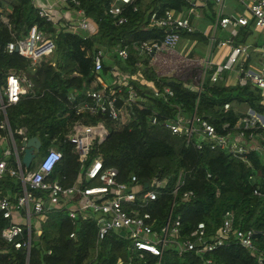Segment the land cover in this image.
<instances>
[{
  "label": "trees",
  "instance_id": "16d2710c",
  "mask_svg": "<svg viewBox=\"0 0 264 264\" xmlns=\"http://www.w3.org/2000/svg\"><path fill=\"white\" fill-rule=\"evenodd\" d=\"M78 1V7L97 26L94 34L73 32L64 20L47 21L39 16L33 0H0V15L8 19V23H4L0 18V88L8 74H24L33 84L15 104L7 106L5 112L0 109V135H7L8 123L18 146L21 144L19 129L25 130L28 136H37L43 145L39 156L55 145L62 158L49 178L70 186L80 171V162L65 134L76 121L95 123L103 120L109 135L92 151L87 163L99 156L105 168L117 170L121 181L131 175H135L141 184L155 176L166 178L167 183L159 190L157 198L148 202L145 208L155 218V228L165 222L173 201L172 190L181 173L182 182L172 208V215L180 217L181 236L198 222H203L207 233L213 234L225 210L233 212L236 226L253 228L259 233L264 231V161L260 156L248 152L244 161L226 150H212L206 142L202 149H197L194 137L187 142L183 134L172 133L164 125L165 120L175 118L178 112L185 118L195 113L212 123L218 132H224V123L234 126L245 115L235 110L236 105L245 104L264 115L260 92L249 83L225 85L224 79L211 82L212 70L207 72L200 91L189 89L187 85L194 84L195 80L188 72L179 76L159 75L150 64L151 55L132 48L133 44L162 37L164 29L150 23L152 13L155 12L157 17L167 9L186 13L191 0H133L122 5L117 17L122 16L125 21L119 24L117 17L108 13L112 0ZM64 5L68 9L77 8L71 0ZM213 8V2L202 7L204 17L210 22L214 20ZM32 25L53 44L50 55L40 56L35 61L6 50L7 42L23 38ZM252 32L251 24L241 26L234 37V45L245 42V37ZM180 36L207 42L197 30H182ZM118 47H126L125 59L117 55L115 49ZM98 49L107 53L98 75L109 83L112 65L115 66L128 75V82L142 99V107H134L129 120L123 124L105 114L76 113L75 106L80 102L92 103L86 91L101 88L100 84L93 83L96 76L94 54ZM150 85L160 92L169 87L173 94L165 95L166 98L155 96ZM126 96V88H122L121 98ZM225 104L229 105L227 109ZM152 116L156 118L154 123ZM251 131L264 135V128ZM20 190L21 184L16 177L0 178V197L9 194L11 202L15 203ZM254 190L260 195L254 194ZM186 191H191L192 195L183 199ZM8 224L9 220L0 212V264H116L118 259L127 264L157 262V257L150 253H144L139 259L136 252L128 249L129 242L114 232L96 242L95 219L71 221L65 210L48 211L40 223L38 237L31 227L28 250L15 248L2 237V230ZM71 232L74 238L69 237ZM255 246L264 255L263 235L258 234ZM204 257L211 259L210 264H257L254 255L234 239ZM159 264L206 263L193 253L177 255L166 251Z\"/></svg>",
  "mask_w": 264,
  "mask_h": 264
},
{
  "label": "built area",
  "instance_id": "2783aa9c",
  "mask_svg": "<svg viewBox=\"0 0 264 264\" xmlns=\"http://www.w3.org/2000/svg\"><path fill=\"white\" fill-rule=\"evenodd\" d=\"M33 1L40 17L51 22L61 20L51 4L41 3V0ZM61 1L67 2V0ZM132 1L112 0L108 13L117 17L122 10V5ZM209 1L215 4L218 11L224 7L225 0H191V7L186 13L173 9L165 10L160 17H157L155 12L152 13L150 23L164 29L162 37L142 42L139 45L133 44L132 48L150 54L151 58L164 51H173L180 41V31H193L189 14L194 12L197 4ZM236 1L242 5L241 12L218 18V24L223 28L251 24L254 31H262L264 29V0ZM71 2L77 7L75 12L79 18L75 23L68 22L67 28L84 35L94 34L97 31L96 24L85 15L83 9L78 7V0H71ZM0 18L4 23H8L5 15H0ZM124 21L125 18L120 16L117 17L116 23ZM210 46H212V51L216 49L214 54L204 60L201 73L194 75L196 83L189 84L187 87L200 91L207 72L211 68H213L210 75L211 82L224 79L222 77L224 72L234 73L238 84L249 83L260 92V102L264 106V44L260 49L263 55L261 64L256 71L248 70L246 67L250 56L249 45H234L230 40L225 39L218 41L215 45L214 40H211ZM52 49V42L45 39L35 25L29 28L23 38L9 41L6 44L8 52L16 51L31 61L43 55H50ZM115 51L120 58L127 57L126 47H118ZM106 57L107 53L103 49L95 52L94 72L96 76L93 83L100 84L101 88L88 89L86 95L91 98L92 103L80 102L75 106L76 113L105 114L118 121L119 124H123L129 120L134 107H142V99L128 82V75L115 66L112 65L109 83L98 75ZM32 85V81L24 74H8L4 85L0 88V109L5 112L6 107L15 104ZM150 86L155 96L166 98L165 95L173 94L169 87H164L160 92L157 88ZM122 88H126L127 93V96L123 98H121ZM228 107V104L224 105L225 109ZM262 118L256 112H249L240 117L234 126L224 123L222 125L224 132H218L212 123L196 116L195 113L190 118H185L178 112L175 118L165 120L164 125L172 133L183 134L187 142H191L194 137V145L197 149H202L203 143L206 142L210 149L226 150L232 156L244 161L247 159L248 152L257 153L264 161V135L261 132L251 131L264 128ZM151 121L154 123L156 118L152 116ZM17 133L21 135L20 146L16 145L9 129L7 135H0V178L9 175L19 179L21 184L20 194L16 196L15 203L11 202L9 194L0 197V212L4 218L9 220V224L2 230V237L7 242L13 243L15 248L28 250L30 247L31 215L38 218L45 216L50 210H65L71 221L95 219L96 242L114 232L129 242L128 249L132 253L136 252L139 259L143 258L144 253L156 256V264L160 263L166 251H173L177 255L193 253L206 264H210L211 259L205 258L204 255L226 245L231 239H234L241 247L248 249L254 255L257 264H264V255L255 246L258 234L264 236V231L259 233L253 228L243 229L236 226L234 214L230 210L223 212L221 223L213 234H208L205 224L198 222L186 235H180V217L172 215V208L178 187L182 182L181 173L172 190L173 201L165 222L160 228H155V218L145 208L148 202L157 198L159 190L167 183L166 178L155 176L149 182H145L147 183L145 187V183L137 182L135 175H131L126 180H119L117 170L105 168L99 156H95L87 163L92 151L109 135L103 120L95 123L76 121L65 134L66 140L73 144L80 162V171L70 186H64L57 180L49 178L50 173L62 158V153L53 145L48 147L39 158L36 157L29 167H24L21 164V156L24 144L31 136H28L22 129H19ZM10 157H12L11 161ZM253 192L260 195L257 190ZM190 195L192 192L186 191L182 198L186 199ZM17 214L24 218V223L15 220ZM69 237L74 238V233L71 232ZM116 264L127 263L118 259Z\"/></svg>",
  "mask_w": 264,
  "mask_h": 264
},
{
  "label": "crops",
  "instance_id": "0c3cea01",
  "mask_svg": "<svg viewBox=\"0 0 264 264\" xmlns=\"http://www.w3.org/2000/svg\"><path fill=\"white\" fill-rule=\"evenodd\" d=\"M41 3L51 4L53 9L57 13V15L59 17H61L60 19L66 21V22L75 23L79 18L78 15L76 14L75 10L73 8L68 9L67 7H65L64 2H62L61 0H41ZM207 3L208 2L197 4V6H195L194 12H192L190 14L188 13L191 25L193 27V31L194 30L200 31L206 37V40L208 42L207 44H205L206 42H203V41H200L197 39H194V40L185 39L188 41V44H189V46L185 52L187 53V55H190V57L194 58L195 60L196 59L199 60L200 58H205L204 60H206L207 58H209V56L211 57L214 54L216 49H214L212 51V46H210L211 40H214V45L218 41L225 40V39L230 40L232 42V44H234V42H233L234 37L237 35V33L241 27V26H237V27L227 26V27L223 28L218 24V18L224 17V16H230V15L241 12L242 5L238 1H236V0H225L224 7L220 11H218V9L215 7V4H214V8H213L214 9V20L212 22L208 21L202 13V7L206 6ZM245 38H246L245 42L238 43V44L249 45L250 56L246 62V67L248 68V70L256 71L259 69L260 64H261V59L263 57L260 49L263 47V44H264V29L260 32L253 30L252 34L248 35ZM183 39L184 38H180V41ZM180 41H179V43H180ZM179 43H178V45H179ZM238 44H236V45H238ZM170 55L171 54H166V57L169 58L171 61H172V59H174V60L176 59ZM180 55H182V54H180ZM159 57H160V55H155L154 58H151V59H155V58H159ZM177 57H178V59L180 58V56H177ZM202 68H203V65H202ZM202 68H199V71ZM210 70H213V68H211ZM173 73L177 74L176 71ZM176 76H179V75H176ZM222 77L225 80V85L237 84V77L234 73L224 72L222 74ZM239 106L240 105L236 106V108L237 109L241 108ZM247 109H248V113L249 112H255L254 110H252L249 107H247ZM257 114H259V113H257ZM259 115L262 116L263 117L262 119L264 120V115H261V114H259ZM53 146L55 148H57L55 145H53ZM39 157L40 156H38L37 158H39ZM20 214L19 215L17 214L18 216L15 215V218H16L15 220L17 222L24 223L25 220L22 216H20ZM45 218H46V215L42 216V217H38V218L34 215H31V218H30L31 223L30 224H31V227L34 228L35 237H38L40 235V232H41L40 223L42 221H44Z\"/></svg>",
  "mask_w": 264,
  "mask_h": 264
},
{
  "label": "rangeland",
  "instance_id": "374dc122",
  "mask_svg": "<svg viewBox=\"0 0 264 264\" xmlns=\"http://www.w3.org/2000/svg\"><path fill=\"white\" fill-rule=\"evenodd\" d=\"M203 43V42H202ZM206 42L205 44H207ZM178 46V47H177ZM176 48L173 51H164L160 53L159 58L151 59L150 64L155 69V71L159 75H181L183 72L189 73L188 75L192 76V79H194V75H199L201 72L199 71V68H202V65L204 64L205 58H200L199 60H195L194 58L190 57V55H187L185 52L189 46L188 41L183 39L180 41L179 45H177ZM182 55H180V54ZM166 54H171L170 56H173V58H176L175 60L172 59V61L166 57ZM177 56H180L178 59ZM153 60V61H152ZM177 72L173 73V72ZM199 73V74H198ZM193 83V82H192ZM195 84V81H194ZM237 106V105H236ZM235 106V109L238 113L241 114H248V109L245 104H241L239 109H237ZM43 151V146L42 150ZM39 154L37 155V157Z\"/></svg>",
  "mask_w": 264,
  "mask_h": 264
},
{
  "label": "water",
  "instance_id": "95a60500",
  "mask_svg": "<svg viewBox=\"0 0 264 264\" xmlns=\"http://www.w3.org/2000/svg\"><path fill=\"white\" fill-rule=\"evenodd\" d=\"M7 127L9 129L8 123H7ZM24 145L25 147L21 156V164L24 167H29L32 161L37 157L39 152L42 150L41 141L37 136H31ZM144 185L145 187H147V183H145Z\"/></svg>",
  "mask_w": 264,
  "mask_h": 264
}]
</instances>
